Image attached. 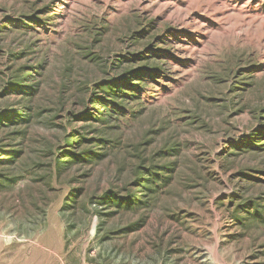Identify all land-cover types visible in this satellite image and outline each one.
I'll return each instance as SVG.
<instances>
[{"label": "rangeland", "instance_id": "374dc122", "mask_svg": "<svg viewBox=\"0 0 264 264\" xmlns=\"http://www.w3.org/2000/svg\"><path fill=\"white\" fill-rule=\"evenodd\" d=\"M0 264H264V0H0Z\"/></svg>", "mask_w": 264, "mask_h": 264}]
</instances>
